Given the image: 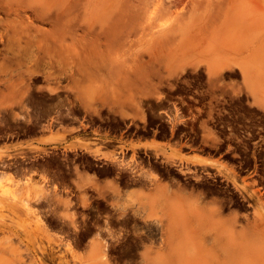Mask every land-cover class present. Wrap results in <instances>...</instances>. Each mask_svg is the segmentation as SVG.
I'll return each mask as SVG.
<instances>
[{"label":"rangeland","instance_id":"374dc122","mask_svg":"<svg viewBox=\"0 0 264 264\" xmlns=\"http://www.w3.org/2000/svg\"><path fill=\"white\" fill-rule=\"evenodd\" d=\"M22 1L34 6L21 7ZM56 13H62L61 22ZM2 48L0 119H175L173 129L181 119H192V112L180 114L178 105L172 110L164 101H185L204 111L202 148L228 135L229 147L246 142L264 164V0H0ZM4 50L14 58L8 68H3L9 57ZM194 160L200 164L198 185L167 186L181 192L171 194L170 202L185 200L184 213L140 207L142 190L160 182L154 176L147 187L122 194L121 203L114 204L122 218L133 217L120 221V235L96 236L82 249L70 237L89 221L37 217L32 206L42 188L0 176V264H23V259L28 264L29 250L40 259L42 251L62 253L68 243L74 252L66 254L69 264H165L158 256L169 248L176 249L174 258L187 250L194 259L190 264H264L258 254L264 248V196L255 197L252 186L230 177L228 164ZM210 168L234 188L214 191ZM232 191L249 200L250 213L231 204ZM26 200L30 212L23 209ZM16 203L12 211L9 205ZM189 203L210 209L193 211ZM57 208L61 216L69 212ZM27 237L36 243L20 241ZM95 246L102 252L92 260L88 254Z\"/></svg>","mask_w":264,"mask_h":264},{"label":"flooded vegetation","instance_id":"af4514ba","mask_svg":"<svg viewBox=\"0 0 264 264\" xmlns=\"http://www.w3.org/2000/svg\"><path fill=\"white\" fill-rule=\"evenodd\" d=\"M3 49L6 50L0 49V54ZM10 59L14 60L11 56L6 58L3 68L10 66ZM164 102L172 110L178 105L180 114L192 112V119H181L182 122L173 129L171 122L175 123V119L122 121L77 119L75 116H68L69 119H0V176L11 175L21 182L29 180L31 186L42 188L43 193L35 198V206H32L37 217L45 220L63 217L89 221L88 227L81 229L78 236L70 237L72 244L81 249L96 236L104 240L106 234L120 235V221L133 217L129 215L122 218L114 211V204L121 203L122 194L145 188V182H150L154 176L160 178V182L147 185L149 188L146 186L147 189L142 190L144 200L140 197L137 200L140 207L152 210L151 213L156 210L165 213L158 202L168 199L171 210L184 213L185 200L175 205L170 202L171 194L181 192L177 188L168 191L167 186L171 183L182 188L198 185L200 164L195 162L196 157L228 164L233 174L230 177L252 186L249 192L257 191L255 197L264 196L263 157H253L254 152L246 147V142L240 148L229 147L228 135L219 136V141L213 142L212 147L202 148L200 117L204 111L201 106L190 105L185 101ZM161 113L165 114L164 111H157V114ZM221 128L222 125L218 126L215 132L220 134L218 130ZM170 154L172 157H169ZM210 169L214 171L208 177V184L214 191L234 188L233 182L225 175L216 173L215 168ZM228 193L234 195L236 192ZM240 196L235 194L231 204L250 213L252 204L243 195ZM149 201L152 208L145 205ZM29 202L26 200L22 203L27 212H30ZM58 206L66 207L69 211L65 217L61 216L62 211H56ZM189 206L193 211H200L202 207L210 209L209 204L200 203V207H197L195 203H189ZM9 207L12 211L18 208L17 203ZM20 241L36 243L33 237ZM66 246L71 248L69 243ZM101 252L100 247H92L88 257L94 260ZM73 253L72 250L70 254ZM66 254H69L66 250L57 253L48 249L42 251L40 259H37L34 251L29 250L28 264L43 261L69 264Z\"/></svg>","mask_w":264,"mask_h":264},{"label":"bare ground","instance_id":"6f19581e","mask_svg":"<svg viewBox=\"0 0 264 264\" xmlns=\"http://www.w3.org/2000/svg\"><path fill=\"white\" fill-rule=\"evenodd\" d=\"M20 6L21 7H24V8H29V7H33L34 6V3L33 2H29V1H22L21 3H20ZM37 14H38V16H41V15H44V12H42L41 11V13L39 12V10L37 11H35ZM55 20L56 21H58V22H61V20H63L62 18H63V15H62V13H56L55 14ZM65 21H66V19H65ZM66 22H70V20L68 21H66ZM14 198V197H13ZM0 206H1V204H0ZM187 224H188V222H187ZM189 225V224H188ZM199 224H198V228H199ZM202 226V225H201ZM189 227V226H188ZM204 227V226H203ZM202 228V227H201ZM247 231H249V230H247ZM241 232H242V230H241ZM262 233L260 234L261 236L263 235L264 236V232H263V230L261 231ZM232 233H233V231H232ZM246 233V232H245ZM248 233V232H247ZM244 234V233H243ZM249 234V233H248ZM176 236H177V234H176ZM228 236V235H227ZM243 236V235H242ZM153 237H155V235L153 236ZM218 237V236H217ZM235 237V236H234ZM239 237H241V236H239ZM244 237V236H243ZM242 237V238H243ZM250 237V236H249ZM260 237V236H259ZM176 238V237H175ZM224 238H225V236H224ZM226 238H228V237H226ZM245 238H246V236H245ZM244 238V239H245ZM251 238V237H250ZM235 239V238H234ZM240 239V238H239ZM248 240H249V238H247ZM226 240V239H225ZM238 240V239H237ZM247 240V241H248ZM261 240H263L264 241V238L263 239H261ZM259 241V243L261 242V243H263L262 241ZM152 241V240H151ZM224 241V240H223ZM228 241V240H227ZM236 239H235V245H236ZM244 242H246V240H244ZM243 241H242V243H244ZM224 243V242H223ZM226 244V246L228 245V242H225ZM167 244H168V242H167ZM238 244H239V242H238ZM241 245V244H240ZM260 245V244H259ZM259 245H257V246H259ZM167 246H169V245H167ZM171 246V245H170ZM262 246V245H261ZM233 248V250H234V247H232ZM240 249H241V247H239ZM66 252L67 253H71L72 252V249L69 247V246H66ZM168 249V248H167ZM223 250H225V247L224 248H222ZM235 249H236V247H235ZM239 249V250H240ZM12 250H16V249H12ZM232 249H231V252L233 251ZM238 250V249H237ZM227 251V249L225 250V252ZM241 251H242V249H241ZM240 251V252H241ZM175 252H177L176 251V249H172V248H169V250H167V251H165V253L164 252H158V255L159 254H162V253H164V255H159L158 257H159V259L160 260H162V261H166L167 263L166 264H171L170 262H174V264H178V263H182V264H190V262H193L194 261V259L189 255V253H188V251L187 250H184V249H180V253L182 252L183 254H185V256H181V257H176V258H174V255H175ZM224 252V253H225ZM227 253H229V252H227ZM233 253V252H232ZM186 254H187V256H186ZM238 254H241V253H238ZM258 254H261L260 255V257L261 258H263L264 259V248L263 247H260L259 249H258ZM226 255V254H225ZM230 257H231V255L230 254H228ZM232 257H233V255H232ZM2 258V257H1ZM234 258H236V257H234ZM239 256H238V258H236L237 259V263L239 262ZM205 259V258H204ZM176 262V263H175ZM234 262V261H233Z\"/></svg>","mask_w":264,"mask_h":264},{"label":"crops","instance_id":"0c3cea01","mask_svg":"<svg viewBox=\"0 0 264 264\" xmlns=\"http://www.w3.org/2000/svg\"><path fill=\"white\" fill-rule=\"evenodd\" d=\"M145 205H146L147 208H152V206H153L150 203V201L147 204H145ZM158 205H160L161 211H163V212H166L167 213L169 211V209H170V205H169V200L168 199H166V200L161 199L158 202ZM192 207L193 208H196L195 205H193Z\"/></svg>","mask_w":264,"mask_h":264}]
</instances>
